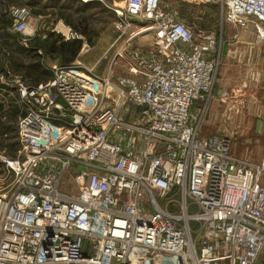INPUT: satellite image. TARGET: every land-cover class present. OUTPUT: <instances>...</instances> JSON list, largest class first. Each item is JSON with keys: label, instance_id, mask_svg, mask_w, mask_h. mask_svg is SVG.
I'll use <instances>...</instances> for the list:
<instances>
[{"label": "built area", "instance_id": "2783aa9c", "mask_svg": "<svg viewBox=\"0 0 264 264\" xmlns=\"http://www.w3.org/2000/svg\"><path fill=\"white\" fill-rule=\"evenodd\" d=\"M216 1L264 42V0ZM4 12L29 30L28 8ZM114 12L106 75L76 61L35 87L12 81L23 115L17 156H0V264H264V153L237 158L227 137L201 135L207 103L192 112L212 97L217 36L161 0ZM144 34L152 47L134 49Z\"/></svg>", "mask_w": 264, "mask_h": 264}, {"label": "rangeland", "instance_id": "374dc122", "mask_svg": "<svg viewBox=\"0 0 264 264\" xmlns=\"http://www.w3.org/2000/svg\"><path fill=\"white\" fill-rule=\"evenodd\" d=\"M125 2L126 0L61 1V3L70 6L71 10L80 8L81 14H94V21L91 25L98 33L105 28L111 29L106 32L107 37L103 38L95 48H92L90 53L79 60L86 67L94 68V72L98 76L106 75L109 67L116 59L117 48L122 40H119L115 48H111L112 50H109L107 54L106 51L114 40V24L117 20L114 11L123 10ZM47 4L49 3L47 2ZM58 4L55 2L53 6ZM161 5L165 9L177 11L180 21L184 22L195 33L204 30L217 36L219 67L212 97L203 100V103L197 102L195 106V113H198L207 103L202 118L201 135L204 137L225 136L230 140L232 153L259 163L264 153V42H258L257 34L252 26L240 28L227 23L216 0L211 2L206 0H161ZM6 6L2 7L3 12L6 8L13 7ZM31 17H35V15L31 13ZM53 18H51V22L54 20ZM42 22V29L37 32L44 34L49 27L45 20ZM51 22L50 25H52ZM62 24L72 31L71 26L62 20L54 23L52 30L63 36ZM30 32L31 29L29 28L22 35L26 37ZM132 45L134 49L146 51L153 45L152 37L148 34L140 35L135 38ZM233 51L242 52L235 53ZM224 64L231 66L228 67L227 73L228 86L217 97L216 87L221 67ZM121 70V62L119 61L114 72L120 74ZM1 154L0 149V156Z\"/></svg>", "mask_w": 264, "mask_h": 264}, {"label": "trees", "instance_id": "16d2710c", "mask_svg": "<svg viewBox=\"0 0 264 264\" xmlns=\"http://www.w3.org/2000/svg\"><path fill=\"white\" fill-rule=\"evenodd\" d=\"M61 1L63 0L0 1V75H4L9 82L11 81V84L9 82L5 84L0 80V88L7 87L13 92L17 89L12 82L14 76H8L6 72L8 68L23 83L35 87L48 82L53 77L46 68V60L55 61L60 66H70L77 60L83 46V40L77 38L65 40L63 36L56 34L52 27L58 20H62L71 26L76 34H81L91 48L96 46L99 33L91 25L94 21V14H81L80 8L71 10L70 6L61 3ZM55 2L56 4L60 2V4L53 6ZM4 5L28 8L33 15L40 16L46 21V25L49 27L48 31L44 34L37 33L32 39H29L28 47H25L22 45L23 36L21 34L8 31L10 28L13 29V21L11 18H6L8 16L2 9ZM52 17L54 20L51 22ZM22 115L14 100H8L7 104L0 103L1 155L10 158L17 156L20 149L17 122Z\"/></svg>", "mask_w": 264, "mask_h": 264}, {"label": "crops", "instance_id": "0c3cea01", "mask_svg": "<svg viewBox=\"0 0 264 264\" xmlns=\"http://www.w3.org/2000/svg\"><path fill=\"white\" fill-rule=\"evenodd\" d=\"M42 20H43V18L40 17V16H35V17H31L30 16V18L28 20L29 28L31 29V32L28 34L30 39H32L35 36L34 34L38 33L37 31H40L42 29V24H43ZM62 26H63V28H61L62 29V35L65 38L69 34V32L71 30H69L63 24H62ZM32 29H33V32H32ZM63 29H64V31H63ZM108 30H111V29L110 28H105V29L99 31V37L97 39L96 46L98 45V43L103 38L107 37L106 36L107 35L106 32H108ZM8 31L11 32V31H13V29L11 30V28H10ZM71 33H75V32H73V30H72ZM113 34H114V40H113L110 48L108 49V51H106V54H107V52H109V50L110 51L112 50L111 48H115L116 44L119 43V36H118V33H117L115 28H114V33ZM78 35H80L79 39L83 40V46H82L80 55H79V57L77 58L76 61H79L81 57H84L85 55L90 53V51L92 50V48L86 42L85 38L81 34H78ZM65 40H66V38H65ZM71 40H73V39H71ZM95 47H93V48H95ZM233 52L239 53V52H242V51H233ZM15 56H17V54H15ZM45 64H46V68L51 72L52 76H53V72H52L53 67H61L57 62L51 61V60H46ZM228 67H231V66H229L228 64H224L221 67L220 76H219L218 84H217V87H216V96L217 97L220 96L221 93L224 90L227 89L226 87L228 86V80H229L228 76H227V73H228V70H229ZM6 72L8 73V76H14V79H17V75H15V73L11 69L8 68ZM0 80H1V82L7 84L6 83L7 78L4 75H0ZM25 85L28 86L27 84H25ZM29 87H31V86H29ZM16 88H17V85H16ZM10 99L15 101V103L17 104L18 109L21 112V108H20V106L18 104V92H17V89H15L14 92H13L12 90H8L7 87L0 88V103L2 102V103L7 104V101L10 100ZM200 101L201 100L195 101V103H194V105L192 107V112L193 113H195V106H196L197 102H200ZM198 113H195V114H198ZM17 142H18V140H17ZM232 154L234 156H236L237 158H239V159H242V160H245V161H248V162H251V163H257V161L248 160V159L239 157V156L235 155L234 153H232Z\"/></svg>", "mask_w": 264, "mask_h": 264}, {"label": "water", "instance_id": "95a60500", "mask_svg": "<svg viewBox=\"0 0 264 264\" xmlns=\"http://www.w3.org/2000/svg\"><path fill=\"white\" fill-rule=\"evenodd\" d=\"M54 112L58 113L57 110H54Z\"/></svg>", "mask_w": 264, "mask_h": 264}]
</instances>
